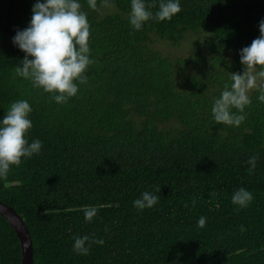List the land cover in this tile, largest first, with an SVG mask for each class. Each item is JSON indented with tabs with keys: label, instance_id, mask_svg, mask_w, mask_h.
<instances>
[{
	"label": "trees",
	"instance_id": "1",
	"mask_svg": "<svg viewBox=\"0 0 264 264\" xmlns=\"http://www.w3.org/2000/svg\"><path fill=\"white\" fill-rule=\"evenodd\" d=\"M10 2L0 0V120L28 101L25 138L42 148L0 178V201L26 223L34 264H264V102L253 90L239 127L212 117L229 72L243 74L240 51L260 35L264 0H179L170 20L140 30L131 0H110L111 8L97 0L99 10L79 0L94 63L66 103L15 74L26 53L13 38L37 0H13L6 32ZM145 3H155V16L160 0ZM193 34L204 44L187 57L155 49L158 39L179 47ZM241 187L253 195L246 207L232 203ZM145 191L158 202L137 209ZM90 207L97 215L86 221ZM84 236L87 255L74 250ZM0 264H22L20 240L1 215Z\"/></svg>",
	"mask_w": 264,
	"mask_h": 264
},
{
	"label": "clouds",
	"instance_id": "2",
	"mask_svg": "<svg viewBox=\"0 0 264 264\" xmlns=\"http://www.w3.org/2000/svg\"><path fill=\"white\" fill-rule=\"evenodd\" d=\"M87 3L91 9L99 10L97 0H87ZM155 6V3L146 4L145 0H131L130 23L135 30H140L149 19L170 20L181 11L179 0H160L159 10L153 16L150 9ZM81 7L79 0H37L32 8L30 25L17 31L13 38V43L26 53L21 61L23 67L17 66L15 74L30 79L33 87L53 94L52 99L57 103H66L77 94L78 84L74 81L86 83L84 73L94 63L88 55L89 22ZM100 7L111 8L114 5L110 0H101ZM259 32V37L240 51L243 74L229 72L230 83L224 85L220 97L213 102L212 117L217 125L239 127L246 119L244 110L252 103L250 93L253 90L259 92L258 100L264 102V20L259 23ZM31 112L28 101L18 100L10 105L0 120V178H6L10 166H18L22 157H31L42 148L41 141L29 143L25 138L32 128L28 118ZM257 159L253 156L248 160L251 165L249 171L255 169ZM156 191L160 192L159 186ZM252 200V193L243 187L232 196V203L240 207H246ZM157 202L156 195L145 191L134 201V206L143 210L152 208ZM96 215L95 207L84 212L86 221H91ZM206 219L200 217L198 226L204 227ZM89 240L88 236L75 238L74 250L87 255L89 246L86 242ZM91 243L103 244L104 241L92 239Z\"/></svg>",
	"mask_w": 264,
	"mask_h": 264
},
{
	"label": "water",
	"instance_id": "3",
	"mask_svg": "<svg viewBox=\"0 0 264 264\" xmlns=\"http://www.w3.org/2000/svg\"><path fill=\"white\" fill-rule=\"evenodd\" d=\"M12 4L13 0H11L9 5L7 28L5 29L6 32L10 27ZM0 215L13 227L20 240L22 249V264H34V248L31 234L22 217L13 207L8 206L2 201H0Z\"/></svg>",
	"mask_w": 264,
	"mask_h": 264
},
{
	"label": "rangeland",
	"instance_id": "4",
	"mask_svg": "<svg viewBox=\"0 0 264 264\" xmlns=\"http://www.w3.org/2000/svg\"><path fill=\"white\" fill-rule=\"evenodd\" d=\"M157 40V38H156ZM204 44V38L190 35L188 39L179 47H174L170 42H163L161 40H157L154 43L155 49L161 52L165 56L177 58V57H187L192 49V46H201Z\"/></svg>",
	"mask_w": 264,
	"mask_h": 264
}]
</instances>
